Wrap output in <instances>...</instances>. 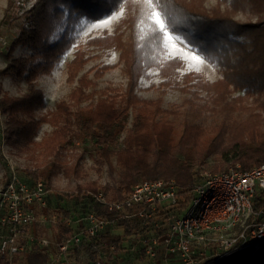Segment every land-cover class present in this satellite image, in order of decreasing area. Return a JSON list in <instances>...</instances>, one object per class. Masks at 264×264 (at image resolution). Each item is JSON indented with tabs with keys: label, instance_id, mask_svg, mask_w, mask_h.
I'll list each match as a JSON object with an SVG mask.
<instances>
[{
	"label": "rangeland",
	"instance_id": "374dc122",
	"mask_svg": "<svg viewBox=\"0 0 264 264\" xmlns=\"http://www.w3.org/2000/svg\"><path fill=\"white\" fill-rule=\"evenodd\" d=\"M15 1L8 10L9 0H0V185L6 183L11 168L25 178L26 169L45 174L52 170L50 179L41 174L37 177L48 181L53 203L59 195L76 192L79 183L111 182V171L95 162L98 146L85 139L83 131L79 133L75 128L64 138L54 132L63 125L60 114L64 107L76 113L89 100H98L97 105H101L96 119H110L124 131L132 125L133 108L144 114L158 109L160 113L153 122L144 125L146 132H157L163 141L171 137L175 145L184 136L183 143L194 154L191 158L198 162L200 155L207 162L198 166L200 177L205 171L239 169V164L233 163L218 171L209 166L221 164L219 149L252 134H257L256 137L264 134V112L249 113L242 109V102L234 99L239 97L236 90L226 86L223 80L224 74L232 71L229 66L235 61L231 51L234 48L217 37L213 43L219 56L228 57L218 60L208 50L204 53L206 57L190 34L196 29L205 38L213 33L228 36L225 27L211 25V31L208 24L196 21L195 15L255 21L257 16L246 0H78L80 9H73V0H51L50 8L53 4L55 11L52 18L60 20V24L53 26L49 20L51 25L43 30V36L52 37L54 44L49 47L50 54L42 56L44 59L34 78V88L42 92L43 101L31 105L29 115L18 110L21 97L27 95L25 81L5 68L6 37L17 35L15 21L36 0ZM100 2L104 3L102 7ZM106 4H109L107 8ZM152 12L160 13L168 36L154 23ZM27 52L23 46H15L10 55L17 57ZM193 56H199L203 62L193 60ZM222 91L230 93L224 95ZM100 100L106 103L99 104ZM224 106L229 109L227 113L222 110ZM80 116L92 119L90 115ZM76 118L70 113L71 125L78 123ZM27 119L33 124L25 131L35 128L32 136L29 138L25 132L20 142H16L10 129H17ZM41 142L46 143L47 149L41 147ZM16 143L28 144L22 150ZM151 155L144 153L142 159L154 163L155 157L152 159ZM54 208L50 210L60 214ZM116 231L122 233V228ZM255 252L258 253L254 246H246L228 254L221 262L235 257L237 264H251ZM79 255L90 259L82 250ZM141 261L136 264H146L147 260Z\"/></svg>",
	"mask_w": 264,
	"mask_h": 264
},
{
	"label": "trees",
	"instance_id": "16d2710c",
	"mask_svg": "<svg viewBox=\"0 0 264 264\" xmlns=\"http://www.w3.org/2000/svg\"><path fill=\"white\" fill-rule=\"evenodd\" d=\"M50 1L36 0L32 6L20 13L17 21H15L18 27L17 35L6 37L8 50L5 68L9 70V74H14L23 79L27 85V95L21 97L22 103L18 107V110L26 115H29V111L32 110L33 106L31 105L36 106L43 101L42 92L38 88H34V78L36 70L40 69L41 61L44 59L42 56H48L50 54L49 47L54 44V41L51 40L52 37L50 38L49 35L43 36V30L50 24L49 20L53 21L51 22L53 26L60 24V20L52 18L55 11L53 4L50 8ZM15 4L16 1L9 0L8 10ZM99 4L102 7L104 3L100 2ZM246 4H249L255 12L257 16L255 21L238 22L232 21V19L227 21L220 17L224 14H220V18L195 15V20L208 24L211 31H213L212 26L225 27L228 36L213 33L205 38L196 29H194V33L190 34H192L198 48L202 49H199V51H202L203 55L208 50L218 60L221 58L226 59L228 56H219L218 47L215 45L216 43H213L217 42V37H221L226 45L230 44L234 48L231 51L235 61L231 64L232 66H229L232 71L224 74L223 80L226 86L231 85L236 90L239 97L234 99L242 102V109L249 113L264 112V0H246ZM108 6L109 4H106L105 8ZM72 7L73 9H80L78 0H73ZM4 21L5 19L2 20V22ZM15 46H23L28 52L17 57L11 56L10 53ZM229 93L230 91H222L224 95ZM86 98L88 99V97ZM97 101L89 100L86 106L75 110L76 113L64 107L60 114L64 118L63 125L54 132L64 138L67 132H71L75 128H78L79 133L83 131L84 138H88V141L91 140L98 146L95 162L99 167L106 166L111 171V182L108 181L103 185L95 181L79 183L75 187L76 192L59 195L54 201L51 199L53 203L50 201L48 210L51 211L50 209L55 207L54 209L58 210L61 215L56 223L39 225L37 228L38 236L49 239L50 244L44 249L34 247L32 250L24 252L15 258L14 264H47L55 251V243L75 228V225L67 223V220L72 218L74 221L76 216L89 211H94L97 215L103 217L117 218L115 227L107 228L94 238L95 243L101 244L100 250L102 252H107L106 248L111 243L117 247L118 256L105 259L103 264H134V261L144 259V254L140 251L138 245L129 254H126V251L123 250V253L120 254L119 251L124 249L122 241L126 237L132 236V239L136 241L140 235L150 234L151 221L137 215L130 218H121L118 211L107 210L104 205L89 197V193L96 194L98 191H102L108 199H121L129 193L136 183L143 180L174 179L178 189L177 201L175 204L163 206L164 212L180 216L189 206L191 190L200 179L198 166L207 162L201 159L200 155L197 158L198 162L191 158L194 154L192 149H187L183 143L184 136L178 138L175 145L171 137H167L163 141L157 135V132H146L144 125L147 121L153 122L152 119L157 117V113H160L158 109L154 108L153 113L144 114L139 109L133 108L132 125L124 131L123 128H117L114 121L110 119H96V112L101 108V105H97ZM102 103H106V101L100 100L99 104ZM114 109L113 107L112 110ZM222 110L227 113L229 109L224 106ZM70 113H73L76 117L78 116L76 118L78 123L71 125L69 122ZM83 114L90 115L93 120L89 117H81L80 115ZM27 120V122L22 121V125L17 126V129H10L12 131L10 132L11 136L14 137L16 142H20L23 134L31 129L33 123H30L31 119ZM20 131L22 133H19ZM32 131L26 132V135L29 134V138L32 136ZM256 135L252 134L247 139L243 138L236 143L219 149L217 155L221 164L210 165L209 167L213 171H218L223 169V166L233 163L239 164V169L247 170L264 162V134L262 136L258 135V137ZM26 144L28 143H16L15 146L23 150ZM40 145L47 149L45 142H41ZM144 153H151L152 159L155 157L154 163L152 161L147 163L142 159ZM165 161L169 163L162 165ZM39 174L50 179L52 170H49L47 175L37 169H26L24 175L27 178L21 176L20 178L23 181L32 182L41 178L37 177ZM44 181L48 186V181ZM259 205L256 204L255 207ZM262 205H264V201H262ZM131 211L133 212L134 209ZM73 214H75V217H73ZM158 215V213L154 214L155 217ZM116 228H122V233L116 231ZM83 249L84 252L89 254L90 259L94 258L96 250L91 248V244H84ZM255 249L258 253L255 252L257 255L251 264H264V243L255 247ZM78 253L77 248L72 250L73 257L77 258ZM222 263L237 264L235 257L227 258L226 261L220 262V264ZM0 264L8 263L0 261Z\"/></svg>",
	"mask_w": 264,
	"mask_h": 264
},
{
	"label": "built area",
	"instance_id": "2783aa9c",
	"mask_svg": "<svg viewBox=\"0 0 264 264\" xmlns=\"http://www.w3.org/2000/svg\"><path fill=\"white\" fill-rule=\"evenodd\" d=\"M177 192L174 179H155L136 183L121 199H108L102 191L89 193V197L109 211H118L121 218L137 215L151 221V233L140 235L131 245H138L155 264H170L172 259L176 264H220L230 253L264 243V162L247 170L203 172L185 212L166 214L163 206L175 204ZM50 195L43 179L26 182L10 169L6 183L0 185V261L13 264L17 256L34 247H48L49 239L38 236L37 228L56 223L60 217L48 210ZM155 213L159 215L155 217ZM116 223V217L94 211L79 214L74 230L55 243L47 264H103L105 259L117 257L115 244L102 252L101 244L94 240ZM84 244H91L96 254L75 263L72 250L82 249ZM209 259L212 261L207 263Z\"/></svg>",
	"mask_w": 264,
	"mask_h": 264
},
{
	"label": "crops",
	"instance_id": "0c3cea01",
	"mask_svg": "<svg viewBox=\"0 0 264 264\" xmlns=\"http://www.w3.org/2000/svg\"><path fill=\"white\" fill-rule=\"evenodd\" d=\"M49 204H50V201H49ZM134 240L135 239H128V238H126V239H124L123 241H122V246L124 247V248H126V246H127V243L129 242V244H128V250L126 249L125 251H126V254H129V252H132L136 247H138L137 245L136 246H134V245H131V243H133L134 242ZM127 241V242H126ZM133 241V242H132ZM134 247L133 249H129V248H131V247ZM139 248V247H138ZM84 251V249L82 248V249H78V252L80 253V251ZM79 253H78V255H77V257H79L80 255H79ZM73 258V260L76 262V263H81V262H83L85 259V257H79V258H76V257H72ZM79 259V260H78ZM144 259H146L147 261H144V262H146V264H155L157 261H154V260H152V259H149V258H147V257H144ZM141 260H143V259H141ZM141 260H136V261H134V264H136L137 262H142ZM170 264H176V260L175 259H172V261L170 262Z\"/></svg>",
	"mask_w": 264,
	"mask_h": 264
},
{
	"label": "snow or ice",
	"instance_id": "6c2138e0",
	"mask_svg": "<svg viewBox=\"0 0 264 264\" xmlns=\"http://www.w3.org/2000/svg\"><path fill=\"white\" fill-rule=\"evenodd\" d=\"M151 15H152V17L154 18V23H155L156 25H159L160 32H161L164 36H168V33L164 31L166 25H165V23L163 22V20H161V18H160V13H158V12H152ZM105 23H107V21H105ZM169 38H171V37H169ZM192 59L195 60V61H199V62H201V63L203 62V61L200 60V57H199V56H193Z\"/></svg>",
	"mask_w": 264,
	"mask_h": 264
}]
</instances>
